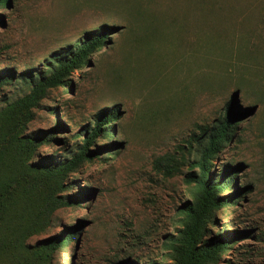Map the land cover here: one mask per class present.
I'll use <instances>...</instances> for the list:
<instances>
[{"label": "rangeland", "instance_id": "rangeland-1", "mask_svg": "<svg viewBox=\"0 0 264 264\" xmlns=\"http://www.w3.org/2000/svg\"><path fill=\"white\" fill-rule=\"evenodd\" d=\"M0 16V70L14 78L44 69L52 51L86 30L121 25L71 81L49 91L25 130L60 124L39 152L63 161L99 110L118 109L117 143L70 173L74 205L57 210L48 232L30 240L76 226V240H66L53 264H112L129 254L140 264L171 263L168 240L192 188L186 166L167 176L154 161L200 140L228 101L241 116L212 170L238 166L229 173L232 189L219 194L237 190L244 199L216 210L204 238L236 233L214 264H264V0H9ZM21 84L2 88L0 108L28 91ZM106 141L101 136L96 145ZM192 147L189 161L197 156Z\"/></svg>", "mask_w": 264, "mask_h": 264}, {"label": "trees", "instance_id": "trees-1", "mask_svg": "<svg viewBox=\"0 0 264 264\" xmlns=\"http://www.w3.org/2000/svg\"><path fill=\"white\" fill-rule=\"evenodd\" d=\"M8 3L9 0H0V7ZM120 29L121 25L104 22L86 30L80 39L52 51L42 70L21 72L16 78L11 69L0 70V91L13 81L28 86L25 94L0 108V264H53L54 253L62 250L66 240H76L74 226V229L38 238L34 243L30 241L48 232L57 210L74 205L75 194L66 192L71 188L67 182L70 173L75 172L80 163L98 157L101 149L117 143L111 138L114 136L112 122L118 117V109L111 106L99 110L92 123L75 134L81 141L63 161L39 152L44 143L54 139L53 129L61 128L60 124L43 133L25 130L35 116L34 109L49 91L71 81L69 76L73 71L86 66L89 58L107 44L109 35ZM239 116V109L230 106L228 101L223 115L211 128L203 129L200 140L191 138L186 146L180 145L178 157L166 153L154 161L157 171L167 176L186 166L184 181L192 188L188 191L192 195L190 202H184L178 209L181 227L176 237L168 240L174 255L169 264H214L219 253L226 251L229 238L236 234L225 232L204 238V234L211 231L208 224L213 223L216 210L244 199L242 195L235 197L237 190L227 195L219 194L232 189L229 173L237 174L231 168L238 166L227 165L218 172L212 170L213 160L235 134ZM101 136L107 141L97 146L96 140ZM194 143L197 156L189 161L186 154L192 151ZM117 152L112 151L110 156L115 157ZM112 264L140 262L129 254L118 257Z\"/></svg>", "mask_w": 264, "mask_h": 264}]
</instances>
